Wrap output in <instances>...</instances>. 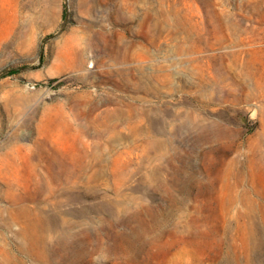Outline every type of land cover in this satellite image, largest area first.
I'll list each match as a JSON object with an SVG mask.
<instances>
[{
	"label": "rangeland",
	"instance_id": "rangeland-1",
	"mask_svg": "<svg viewBox=\"0 0 264 264\" xmlns=\"http://www.w3.org/2000/svg\"><path fill=\"white\" fill-rule=\"evenodd\" d=\"M235 61L254 83L264 0H0V264H264Z\"/></svg>",
	"mask_w": 264,
	"mask_h": 264
},
{
	"label": "bare ground",
	"instance_id": "bare-ground-1",
	"mask_svg": "<svg viewBox=\"0 0 264 264\" xmlns=\"http://www.w3.org/2000/svg\"><path fill=\"white\" fill-rule=\"evenodd\" d=\"M238 54L240 55V53ZM239 55L237 56V58H241V56ZM241 61H239V64H237L238 61L237 62L235 61L234 69H233L234 71L232 75L230 74L229 76H227V81H229L230 85L233 87L232 90L239 92L243 101L249 102L252 99H258L259 102H263L264 101V63H262L261 65V73L258 75L257 79H255L254 83H251L249 80L252 79L251 77L253 76V73L249 69H247V66H245ZM11 164L13 163L10 161L8 154H6L5 152L1 153L0 183L2 182L1 180H3L4 182L3 185H0V194H2L3 197L6 199H10L11 203H10V207H8L9 214L13 213L14 211L13 205H15L17 201L16 198L14 197L15 193L13 191L12 184L10 183L11 182L10 179L12 178Z\"/></svg>",
	"mask_w": 264,
	"mask_h": 264
}]
</instances>
